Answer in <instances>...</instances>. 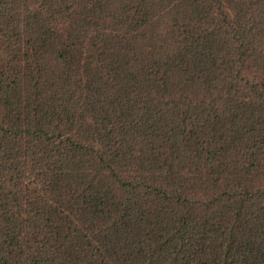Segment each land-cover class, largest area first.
I'll return each instance as SVG.
<instances>
[{
    "label": "trees",
    "instance_id": "16d2710c",
    "mask_svg": "<svg viewBox=\"0 0 264 264\" xmlns=\"http://www.w3.org/2000/svg\"><path fill=\"white\" fill-rule=\"evenodd\" d=\"M0 264H264V0H0Z\"/></svg>",
    "mask_w": 264,
    "mask_h": 264
}]
</instances>
